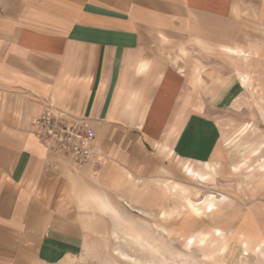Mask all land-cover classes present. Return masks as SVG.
<instances>
[{"label":"crops","instance_id":"1","mask_svg":"<svg viewBox=\"0 0 264 264\" xmlns=\"http://www.w3.org/2000/svg\"><path fill=\"white\" fill-rule=\"evenodd\" d=\"M252 101L264 107V0H16L0 14V264L69 262L105 216L162 213L184 165L226 173L221 118ZM48 107L88 121L99 169L39 143ZM258 181L250 203L186 211L183 241L227 238L264 264Z\"/></svg>","mask_w":264,"mask_h":264},{"label":"rangeland","instance_id":"2","mask_svg":"<svg viewBox=\"0 0 264 264\" xmlns=\"http://www.w3.org/2000/svg\"><path fill=\"white\" fill-rule=\"evenodd\" d=\"M15 1L0 0V14L12 12ZM240 82L246 87L245 76L240 75ZM227 115L232 117L221 118L226 121L222 125L226 173L222 162L184 165L189 176L178 191L168 188V205L162 213L105 216L101 235L89 239L80 257L64 264H254L249 251L227 238L195 246L191 237L184 242L177 229L182 217L190 215L186 211L204 217L203 210L212 211L224 201L246 204L256 199V184L264 175V107L252 101L248 109Z\"/></svg>","mask_w":264,"mask_h":264},{"label":"built area","instance_id":"3","mask_svg":"<svg viewBox=\"0 0 264 264\" xmlns=\"http://www.w3.org/2000/svg\"><path fill=\"white\" fill-rule=\"evenodd\" d=\"M31 125L42 146L68 157L74 165L97 170L104 163L105 157L96 151V134L85 118L48 107L33 118Z\"/></svg>","mask_w":264,"mask_h":264}]
</instances>
